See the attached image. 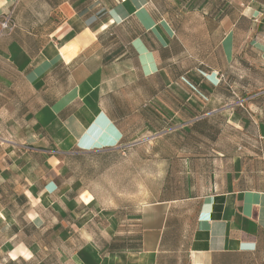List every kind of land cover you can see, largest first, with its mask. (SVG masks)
I'll use <instances>...</instances> for the list:
<instances>
[{
	"label": "crops",
	"instance_id": "0c3cea01",
	"mask_svg": "<svg viewBox=\"0 0 264 264\" xmlns=\"http://www.w3.org/2000/svg\"><path fill=\"white\" fill-rule=\"evenodd\" d=\"M10 12L0 264H264V100L231 79L264 71V0H0Z\"/></svg>",
	"mask_w": 264,
	"mask_h": 264
},
{
	"label": "rangeland",
	"instance_id": "374dc122",
	"mask_svg": "<svg viewBox=\"0 0 264 264\" xmlns=\"http://www.w3.org/2000/svg\"><path fill=\"white\" fill-rule=\"evenodd\" d=\"M179 15H184V13L186 12H177ZM194 18H190L189 16H185L183 19H181V25L183 28H189V25L194 21ZM205 20H207V18H205ZM220 20V18H219ZM200 23V22H198ZM188 25V26H187ZM199 38H202L204 36V28H199ZM119 38H117V42H118V46H121L123 42H125L124 38H122L121 34H119ZM191 43H192V50L191 51H183L180 54H178L177 58L175 59V68L178 70V72H181L182 76L184 78H186L189 81V78L186 73L191 71V70H195V68L199 67V63L201 61H203L204 59L202 58L203 53L202 52H197L194 49V45L198 40L196 39H190ZM68 52L70 53H75L77 50V47H75V45H70L68 47ZM208 55H210V52L208 53ZM121 61V60H120ZM208 62H211L213 64H219L222 67V63H223V58L221 56V53L219 52L218 48H216V50L214 51V53L209 57V59L207 60ZM120 75L123 74V70L120 68ZM182 76H178V77H182ZM231 79H233V81L237 82L240 86H243L244 84L247 85L249 84L250 87L248 88V90L245 93V96L247 94V96L249 95H254V94H258V98H262L264 100V71H262L261 73L257 72H252V74H242V75H238V76H231ZM183 82V81H182ZM184 82H186V80L184 79ZM235 82V83H236ZM124 84L125 81L124 79L120 80V88H119V93L118 96L121 99H126V98H141V91L142 89L139 90H135L134 93H130L127 92L124 88ZM136 89H138L136 87Z\"/></svg>",
	"mask_w": 264,
	"mask_h": 264
},
{
	"label": "built area",
	"instance_id": "2783aa9c",
	"mask_svg": "<svg viewBox=\"0 0 264 264\" xmlns=\"http://www.w3.org/2000/svg\"><path fill=\"white\" fill-rule=\"evenodd\" d=\"M12 16L13 12L0 16V34H11L15 30L16 24Z\"/></svg>",
	"mask_w": 264,
	"mask_h": 264
},
{
	"label": "trees",
	"instance_id": "16d2710c",
	"mask_svg": "<svg viewBox=\"0 0 264 264\" xmlns=\"http://www.w3.org/2000/svg\"><path fill=\"white\" fill-rule=\"evenodd\" d=\"M222 81V80H221ZM221 81H220V83H221ZM122 144V143H121Z\"/></svg>",
	"mask_w": 264,
	"mask_h": 264
}]
</instances>
